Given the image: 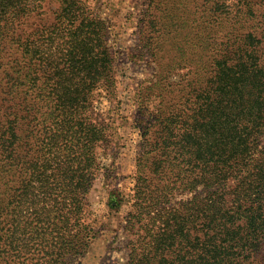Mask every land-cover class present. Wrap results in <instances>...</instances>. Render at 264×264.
Here are the masks:
<instances>
[{"label":"trees","instance_id":"1","mask_svg":"<svg viewBox=\"0 0 264 264\" xmlns=\"http://www.w3.org/2000/svg\"><path fill=\"white\" fill-rule=\"evenodd\" d=\"M38 1L0 0V22L31 13ZM64 2L77 5L81 0ZM72 7L67 15L74 17ZM5 25L0 23V32ZM86 28L81 22L73 33ZM62 33L60 55L70 40L69 32ZM91 39L69 50L87 68L105 58L95 53L97 44L89 47ZM29 42H19L25 66L9 79L8 92L27 103L30 82L38 79L34 73L47 71L49 65L46 51ZM235 42L229 41L214 57L210 76L197 89L195 124L180 120L181 131L175 132L174 116L166 118L171 136L163 137L165 145L193 142L188 167L153 168L152 161V167L137 171L135 201L127 218L133 234L128 264H264V29L260 36L248 31ZM78 70L79 75L84 71L82 66ZM91 74L85 72L81 79ZM74 79L73 73L62 87L73 91L76 100L87 101ZM65 111L58 113V122L64 121ZM90 128L86 123L84 134L69 136L64 146L60 134L51 136L52 141L44 129L37 144L39 158L31 154L29 143L24 154L20 151L23 144L13 122L0 133V264H74L86 253L91 229L83 221L84 196L96 146ZM147 154L152 153L143 157ZM35 178L41 182L36 200L30 197ZM175 191L191 197L170 203Z\"/></svg>","mask_w":264,"mask_h":264},{"label":"rangeland","instance_id":"2","mask_svg":"<svg viewBox=\"0 0 264 264\" xmlns=\"http://www.w3.org/2000/svg\"><path fill=\"white\" fill-rule=\"evenodd\" d=\"M71 6L74 17L67 15ZM33 9L0 22L10 23L0 32V133L13 122L23 144L20 151L24 154L29 143L31 154L39 158L37 144L44 129L49 140L60 134L64 146L69 136L84 134L86 123L91 126L95 165L83 207L90 245L74 264H128L133 234L127 230V218L135 201L137 171H146L152 161L153 168L188 167L193 142L165 145L163 137L171 136L166 118L174 116L175 132L181 131L180 120L195 124L197 89L210 76L214 57L229 41L237 45L248 31L261 35L264 0H81L77 5L41 0ZM81 22L88 29L73 33ZM62 32H69L70 40L60 55ZM86 37L92 38L89 47L97 44V56H105L89 68L69 51L71 45L80 48ZM20 41L43 48L49 63L47 71L34 73L38 79L30 82L28 103L16 93L8 94L9 79L25 66ZM73 73L87 101L76 100L73 91L62 87ZM61 109H66V116L58 122ZM146 152L152 154L143 157ZM40 185L35 178L30 189L35 200ZM190 197L175 191L170 203Z\"/></svg>","mask_w":264,"mask_h":264}]
</instances>
